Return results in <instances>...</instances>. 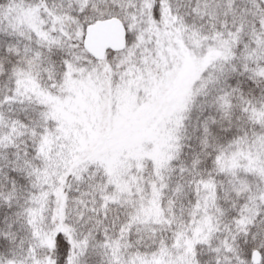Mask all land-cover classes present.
Returning a JSON list of instances; mask_svg holds the SVG:
<instances>
[{
  "label": "snow or ice",
  "instance_id": "obj_1",
  "mask_svg": "<svg viewBox=\"0 0 264 264\" xmlns=\"http://www.w3.org/2000/svg\"><path fill=\"white\" fill-rule=\"evenodd\" d=\"M0 264H264V0H0Z\"/></svg>",
  "mask_w": 264,
  "mask_h": 264
}]
</instances>
